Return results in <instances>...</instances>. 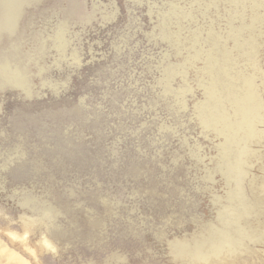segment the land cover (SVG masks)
<instances>
[{"label":"rangeland","instance_id":"1","mask_svg":"<svg viewBox=\"0 0 264 264\" xmlns=\"http://www.w3.org/2000/svg\"><path fill=\"white\" fill-rule=\"evenodd\" d=\"M33 1L0 0V37ZM41 6L52 16L24 54L0 52V138L17 124L48 167L39 127L53 132V114L110 115V93L127 124L110 115L98 141L83 128L85 155H60L43 182L60 195L51 205L37 178L12 172L17 153L0 157V264H264V0ZM63 203L80 222L102 217L96 244L55 242Z\"/></svg>","mask_w":264,"mask_h":264},{"label":"water","instance_id":"2","mask_svg":"<svg viewBox=\"0 0 264 264\" xmlns=\"http://www.w3.org/2000/svg\"><path fill=\"white\" fill-rule=\"evenodd\" d=\"M35 1L36 0H34L33 3ZM42 1L39 2L38 0L35 3V6H37L35 12L25 13L22 18L21 14H23V11H21L19 17L20 21H18L16 29L12 33L13 35L11 34L12 37H10L11 35L8 38L0 37L1 40L4 39L3 42H0V52L3 49L12 46L15 49L13 58H19L24 54V52L22 51L23 49L20 46L21 41L26 36H31L33 33L35 35L38 32L32 29L34 21H37L39 19H46L52 16V12H48L46 9L42 8ZM78 10L79 9L77 8L75 2H71L69 8L62 11L61 14L62 17L66 18L69 15H74L78 12ZM37 13L41 14L38 15ZM3 57L8 59L10 58L8 54L4 55ZM105 97L109 98L108 101L110 105L108 107V110L110 115L116 118L118 128L122 127L123 125L126 126L127 118L123 113L122 108L118 107V104L116 103L119 96L116 97L110 93H107ZM74 111L75 112H71L68 115L62 114L60 112L53 114V116L56 118L53 124L50 125L48 122H45V125L53 128V132H50V134H48L47 136H45L44 132H42L45 131L46 126L39 127V137L42 136L39 142L46 151L55 156V160L49 161V163L47 164L48 167H46V165L38 159L36 154L34 155L33 152L29 150V138L26 137V134V136H23V131L14 129L16 126H18L17 124L15 125L11 123L12 127L11 129L8 128L6 137H4L3 135L0 138V151H14L19 155V158H16L12 163V172H15L17 170V172L21 175L29 173L32 178H37L38 185L43 186L41 197L49 203L51 201L59 199L60 195L57 190L52 188L49 184L45 186V183L43 182H45V180H49L50 171L60 172V166L62 165L60 155L64 157H66L67 155H75L76 157L78 156V159L81 156H84L85 152L82 150L81 146L84 143V146H86L87 148L88 142L84 141V136L82 135L83 128L89 127L93 131V137L90 141H98L102 137L101 129L102 127L104 128L107 119L110 116L108 112H106V115H102L98 112V114H91L89 117L87 114L88 109L84 104H81V106H77ZM83 120H85V123L83 122ZM89 121L91 122L89 123ZM50 128L48 130H50ZM54 132L56 134H54ZM65 136L67 137V139H65ZM51 139H55L56 143L52 142ZM93 156L95 164L99 165L100 160H102L101 152H96V154H94ZM128 159L132 161L131 157ZM128 168L133 177L138 176L139 168L131 164H129ZM74 170L78 169L75 168ZM79 172L80 171H74L72 177H75L77 175L79 176ZM94 174L95 173H93V175ZM98 192L100 194V191ZM99 194L95 193L94 195L97 196ZM57 211L58 213L62 212V214L64 215L63 221L58 225V229L56 230L55 234V242L57 244L62 246L72 245L80 242L81 244H86L91 247L97 243V238L94 232L101 225L103 221L102 217H93L91 219H88L87 221L80 222V219L78 218V212L74 211L64 203L57 207ZM141 240L142 238L139 241L137 238L134 240V242L141 243ZM100 247L102 248L104 247V245H101Z\"/></svg>","mask_w":264,"mask_h":264},{"label":"bare ground","instance_id":"3","mask_svg":"<svg viewBox=\"0 0 264 264\" xmlns=\"http://www.w3.org/2000/svg\"><path fill=\"white\" fill-rule=\"evenodd\" d=\"M4 152H5V151H4ZM10 153H11V152H7V153L5 152L4 155H1V154H0V157H1V158H4V157H6V156L9 157L10 155H13V154L15 155V154H16V152H12V154H10Z\"/></svg>","mask_w":264,"mask_h":264}]
</instances>
